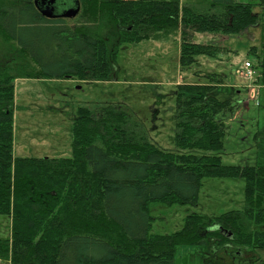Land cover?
Wrapping results in <instances>:
<instances>
[{
  "label": "trees",
  "instance_id": "16d2710c",
  "mask_svg": "<svg viewBox=\"0 0 264 264\" xmlns=\"http://www.w3.org/2000/svg\"><path fill=\"white\" fill-rule=\"evenodd\" d=\"M14 1L0 5L6 48L0 63V216L11 220L12 230L0 239V264H177L179 249L198 247L220 255L230 247L258 262L255 252L264 250V165L222 164L226 132L217 116L235 108L232 100L217 97L222 75L177 87L176 147L202 154L160 150L142 123L112 106L101 108L98 117L78 108L71 158L16 157L13 143L17 80L113 81L122 45L177 34L186 71L199 57L228 53L195 42V34L240 36L257 24L256 6L264 14V0H203L182 8L160 0H77L80 12L73 20L45 18L35 0ZM251 54L258 59L257 83L264 85V46L261 54L256 48ZM205 178L243 179V210L215 218L193 213L180 231L151 235L149 205H195ZM212 226L221 230L209 231Z\"/></svg>",
  "mask_w": 264,
  "mask_h": 264
},
{
  "label": "rangeland",
  "instance_id": "374dc122",
  "mask_svg": "<svg viewBox=\"0 0 264 264\" xmlns=\"http://www.w3.org/2000/svg\"><path fill=\"white\" fill-rule=\"evenodd\" d=\"M196 6L203 0H160ZM259 3L261 0H237ZM0 0V5L14 3ZM256 25L240 36L195 34L198 43L220 46L228 53L219 59L199 57L189 70L180 68L181 34L164 41L124 44L117 57L118 75L113 81L69 79H20L15 83L13 153L16 157L71 158L73 124L79 107H88L95 117L107 106L126 111L133 120L144 125L149 139L160 150L174 154H202L196 150H179L175 144L176 91L178 85L207 83V75H222L224 83L217 90L220 100H232L234 112L217 116L225 125V146L219 154L225 166L264 165V85L257 83L259 71L247 80L245 63L255 66L258 59L251 54L264 46V14L260 6ZM75 19V18H74ZM77 20V19H76ZM74 20V22L76 21ZM71 22V25L76 23ZM0 40V63L5 50ZM224 78V79H223ZM250 78V75H249ZM245 182L243 179L205 178L195 205H149L154 218L151 235H172L180 231L187 216L196 213L210 218L243 210ZM214 227V226H212ZM210 227L209 231L211 230ZM11 220L0 216V239L11 236ZM229 235V234H228ZM202 248L177 251V264H213V256ZM264 264V250H256Z\"/></svg>",
  "mask_w": 264,
  "mask_h": 264
},
{
  "label": "flooded vegetation",
  "instance_id": "af4514ba",
  "mask_svg": "<svg viewBox=\"0 0 264 264\" xmlns=\"http://www.w3.org/2000/svg\"><path fill=\"white\" fill-rule=\"evenodd\" d=\"M35 1H37L36 5L38 6L39 12L42 14V11H44L48 6L49 0ZM77 4H79L77 0H55L54 14L56 15V18L52 19L68 20L67 18L62 17V14H64L67 10L77 6ZM211 253L212 254L210 256L214 257L213 264H255L252 260L253 255L245 251L241 252L239 250H234L230 247L226 249L224 255H220L215 249H213ZM205 254H207V252Z\"/></svg>",
  "mask_w": 264,
  "mask_h": 264
},
{
  "label": "water",
  "instance_id": "95a60500",
  "mask_svg": "<svg viewBox=\"0 0 264 264\" xmlns=\"http://www.w3.org/2000/svg\"><path fill=\"white\" fill-rule=\"evenodd\" d=\"M35 4H37V1H35ZM54 4H55V0H49L47 8L44 11H42L43 16L49 19L56 18V15L54 14L55 12ZM79 11H80V6L79 4H77V6L67 10L64 14H62V17L69 19L75 18L79 14ZM217 229L221 230V228L218 226H214L211 228V230L214 231ZM229 236H231V234H229Z\"/></svg>",
  "mask_w": 264,
  "mask_h": 264
},
{
  "label": "built area",
  "instance_id": "2783aa9c",
  "mask_svg": "<svg viewBox=\"0 0 264 264\" xmlns=\"http://www.w3.org/2000/svg\"><path fill=\"white\" fill-rule=\"evenodd\" d=\"M246 68L248 69L249 75L251 76L253 74V71L251 70V65L249 63H246Z\"/></svg>",
  "mask_w": 264,
  "mask_h": 264
}]
</instances>
